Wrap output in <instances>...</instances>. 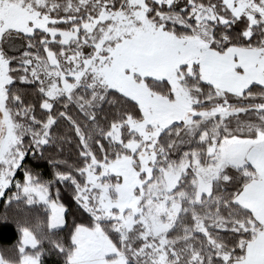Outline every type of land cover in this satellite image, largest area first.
<instances>
[{"label":"snow or ice","instance_id":"snow-or-ice-1","mask_svg":"<svg viewBox=\"0 0 264 264\" xmlns=\"http://www.w3.org/2000/svg\"><path fill=\"white\" fill-rule=\"evenodd\" d=\"M9 233L0 264H264V0H0Z\"/></svg>","mask_w":264,"mask_h":264},{"label":"trees","instance_id":"trees-1","mask_svg":"<svg viewBox=\"0 0 264 264\" xmlns=\"http://www.w3.org/2000/svg\"><path fill=\"white\" fill-rule=\"evenodd\" d=\"M65 157H67L69 160H74L75 158V152L74 150L69 152L66 151L65 152ZM36 164L43 170L45 168V164L44 162H36ZM68 197H69V193L64 192ZM15 240V236L9 234H6L4 236H0V250H3L4 248H6L7 246L11 245L13 243V241ZM7 255V253H5ZM46 264H52L51 260L46 261Z\"/></svg>","mask_w":264,"mask_h":264},{"label":"rangeland","instance_id":"rangeland-1","mask_svg":"<svg viewBox=\"0 0 264 264\" xmlns=\"http://www.w3.org/2000/svg\"><path fill=\"white\" fill-rule=\"evenodd\" d=\"M63 196H64L65 199L69 198L65 193H63Z\"/></svg>","mask_w":264,"mask_h":264}]
</instances>
